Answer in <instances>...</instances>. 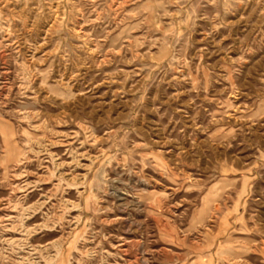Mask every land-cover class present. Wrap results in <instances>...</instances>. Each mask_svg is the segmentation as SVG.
Instances as JSON below:
<instances>
[{
	"label": "rangeland",
	"instance_id": "rangeland-1",
	"mask_svg": "<svg viewBox=\"0 0 264 264\" xmlns=\"http://www.w3.org/2000/svg\"><path fill=\"white\" fill-rule=\"evenodd\" d=\"M0 264H264V0H0Z\"/></svg>",
	"mask_w": 264,
	"mask_h": 264
}]
</instances>
